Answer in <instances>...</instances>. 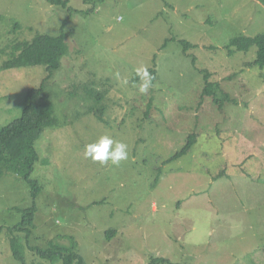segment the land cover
Instances as JSON below:
<instances>
[{
  "label": "rangeland",
  "instance_id": "374dc122",
  "mask_svg": "<svg viewBox=\"0 0 264 264\" xmlns=\"http://www.w3.org/2000/svg\"><path fill=\"white\" fill-rule=\"evenodd\" d=\"M68 7L82 13L67 22L68 54L48 86L59 123L34 144L38 160L31 177L41 190L30 245L74 242L86 264L160 258L173 264H264V70L250 66L256 47L232 56L225 48L235 36L264 33V5L69 0ZM67 15L44 0H0V67L9 42L30 40L36 32L58 35ZM182 41L196 47L185 55ZM141 65L155 70L146 94L138 91ZM199 70H208L233 102L219 108L210 98L201 100ZM45 76L43 67L0 70V128L21 116L27 90ZM103 79L111 87L107 124L86 113L90 102L81 92L69 95L75 84ZM101 135L127 144L128 158L118 166L85 159L84 146ZM189 135L195 136L192 146L165 164ZM31 205L23 181L0 178V227L13 226L20 220L15 209ZM4 232L0 264H20ZM25 258L26 264H50L30 250Z\"/></svg>",
  "mask_w": 264,
  "mask_h": 264
},
{
  "label": "trees",
  "instance_id": "16d2710c",
  "mask_svg": "<svg viewBox=\"0 0 264 264\" xmlns=\"http://www.w3.org/2000/svg\"><path fill=\"white\" fill-rule=\"evenodd\" d=\"M50 5L62 7L67 12V17L63 20L58 35H48L36 32L30 40H14L9 42L3 50L7 59L2 63L0 70L43 67L46 76L39 87H33L27 90L24 107L21 116L12 123L0 128V178L3 176H15L23 181L30 189L32 205L23 209L16 208L20 214V220L13 226L4 228L0 227V233L4 230L8 236L9 249L13 258L20 264H26L25 253L30 250L41 260L48 261L50 264H86L83 257L77 253V246L74 242L70 245L60 241L50 240L46 247L40 248L30 245V238L35 229V217L37 207L35 199L38 197L41 184L38 179L31 177L34 171V165L38 160V154L34 144L40 137L45 128L56 126L59 121L54 116V104L52 101L53 93L49 90L52 84L55 72L61 67L62 59L68 54L66 38L72 32H65L67 22L72 15L82 13L68 7L69 0H44ZM100 0H84L85 4L95 5ZM264 5V0H259ZM91 11V10H90ZM89 11H84L87 14ZM19 27L15 25V28ZM183 47V53L196 46L190 45L186 41L180 42ZM166 44L163 45L165 47ZM162 47V48H163ZM252 47H256V55L250 66H255L264 70V33L254 37L239 35L231 38L225 45L228 55L232 56L235 52L247 53ZM194 64V60H192ZM148 72L154 78L155 70L150 69ZM203 88L201 100L210 98L219 108L225 102L232 103L233 100L227 94L218 82L210 80L211 74L208 70H199ZM108 79L88 80L87 82L73 85L70 97L77 96L81 92V99L90 102L87 106L86 113L93 116L97 121L103 124L108 122L104 119L105 112L108 109L105 100L110 90ZM151 101L147 105L145 118H149ZM195 136L189 135L184 147L176 152L164 163L172 162L183 155L194 143ZM115 230L106 232L107 239L114 234ZM149 264H173L166 259H151Z\"/></svg>",
  "mask_w": 264,
  "mask_h": 264
},
{
  "label": "clouds",
  "instance_id": "9594fccd",
  "mask_svg": "<svg viewBox=\"0 0 264 264\" xmlns=\"http://www.w3.org/2000/svg\"><path fill=\"white\" fill-rule=\"evenodd\" d=\"M136 74L141 80L138 91L141 94H146L153 87L152 81L154 78L144 65L136 69ZM114 77L119 80L121 85L128 84V79L121 78L119 72L114 73ZM83 155L85 159L99 162L101 165H105L111 161L113 165L118 166L121 161L128 158L129 152L127 144L116 141L109 135H101L94 142L84 146Z\"/></svg>",
  "mask_w": 264,
  "mask_h": 264
}]
</instances>
